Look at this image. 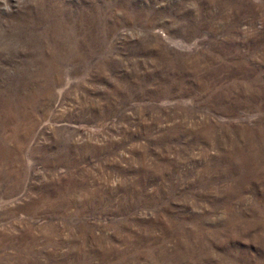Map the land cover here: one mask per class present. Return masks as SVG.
Wrapping results in <instances>:
<instances>
[{
  "label": "rangeland",
  "instance_id": "obj_1",
  "mask_svg": "<svg viewBox=\"0 0 264 264\" xmlns=\"http://www.w3.org/2000/svg\"><path fill=\"white\" fill-rule=\"evenodd\" d=\"M0 264H264V0H0Z\"/></svg>",
  "mask_w": 264,
  "mask_h": 264
}]
</instances>
